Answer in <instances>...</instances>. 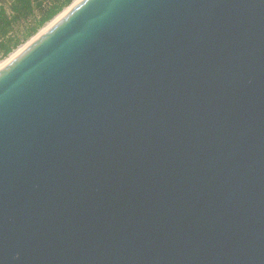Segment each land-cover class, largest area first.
<instances>
[{"label": "water", "instance_id": "obj_1", "mask_svg": "<svg viewBox=\"0 0 264 264\" xmlns=\"http://www.w3.org/2000/svg\"><path fill=\"white\" fill-rule=\"evenodd\" d=\"M0 264H264V0H80L2 66Z\"/></svg>", "mask_w": 264, "mask_h": 264}, {"label": "rangeland", "instance_id": "obj_2", "mask_svg": "<svg viewBox=\"0 0 264 264\" xmlns=\"http://www.w3.org/2000/svg\"><path fill=\"white\" fill-rule=\"evenodd\" d=\"M13 1L14 0H0V7H3L6 16L12 19L10 25L5 29V33L0 35V42L3 40H8L5 44L6 46H11L17 41L20 42L5 56H2V49H0V64H2L5 59L7 60L9 56L11 57L15 52H18L17 49H22V47H24L26 43L31 41V39L34 38L36 34L46 28L45 26L48 27V25L51 24L52 20H54L55 17L58 16L61 12L63 13L65 10H67V7H70L75 0H73L68 6L63 8L52 19L42 24L33 35L29 36H27V33L30 31V29H32V27L36 25L38 19L41 17V12H39L40 10H38L35 5H32L31 9L27 8L24 10L12 11L11 5Z\"/></svg>", "mask_w": 264, "mask_h": 264}, {"label": "trees", "instance_id": "obj_3", "mask_svg": "<svg viewBox=\"0 0 264 264\" xmlns=\"http://www.w3.org/2000/svg\"><path fill=\"white\" fill-rule=\"evenodd\" d=\"M72 1L73 0H14L11 5V10L19 11L27 8L31 9L32 5H35L38 10H40L41 17L38 19L36 25L27 33V36H29L33 35L42 24L52 19ZM11 21L12 19L6 16L4 8L0 7V35L5 33V29L10 25ZM7 41L8 40H3L0 42L2 56L7 55L20 42L17 41L11 46H6L5 44Z\"/></svg>", "mask_w": 264, "mask_h": 264}, {"label": "bare ground", "instance_id": "obj_4", "mask_svg": "<svg viewBox=\"0 0 264 264\" xmlns=\"http://www.w3.org/2000/svg\"><path fill=\"white\" fill-rule=\"evenodd\" d=\"M80 0H75L73 3H72V5L70 6V7H67V10H65L63 13L61 12L58 16H56L55 17V19L54 20H52V22H51V24L50 23H48V24H50V25H48V27L47 26H45L46 28H44L43 30H41L38 34H36V36L34 37V38H32L31 39V41H29L28 43H26V45L24 46V47H22V49L20 48V50L19 49H17L18 50V52H15L11 57L9 56V58L6 60L5 59V61L2 63V64H0V68L2 67V66H4L8 61H10L12 58H14L18 53H20L26 46H28L30 43H32L35 39H37L41 34H43L51 25H53L56 21H58L72 6H74L76 3H78Z\"/></svg>", "mask_w": 264, "mask_h": 264}]
</instances>
